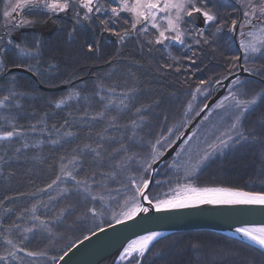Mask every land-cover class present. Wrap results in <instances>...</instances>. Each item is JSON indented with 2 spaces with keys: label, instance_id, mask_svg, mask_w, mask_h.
Masks as SVG:
<instances>
[{
  "label": "snow or ice",
  "instance_id": "snow-or-ice-1",
  "mask_svg": "<svg viewBox=\"0 0 264 264\" xmlns=\"http://www.w3.org/2000/svg\"><path fill=\"white\" fill-rule=\"evenodd\" d=\"M229 7L231 11L224 7L221 0H3V10L0 12V28L4 32L0 35V80L5 81L7 86H0V91L3 92L0 95V165L6 164L9 159H20L19 154L29 149H41L46 143L63 147L80 140L79 125L86 124V139L60 156L59 173L47 185L51 189L64 184L61 194L78 198L76 204H68L60 209L56 218L58 221L62 222L66 215L76 213L71 227L91 219L94 223L99 221L96 227L103 232L105 229L102 225L106 222V216L111 221L108 226L115 227L153 211L169 213L203 205L264 207V190L201 185L197 181L202 166L215 153L223 154L226 149L235 145L258 144L264 155V120L261 121L260 132L255 127L244 126L246 114L258 100L264 99V89L248 98H241L242 95L248 96L244 91L247 81L240 79L238 75L243 71L249 75L264 77V63L257 66L258 60L264 61V0H233ZM60 14H71L73 27L68 33L70 38L78 26L89 27L95 24L100 33L111 34L120 44L135 36L142 54L145 49L149 56L164 49L167 59L163 63H157L155 71L163 74L172 72L183 77L181 83L188 87H192L189 81L194 73L208 68L209 65L204 63L205 57L209 58V63L217 60L218 56L223 57L222 71L215 72L206 79H198L192 89L185 115L192 111L193 101L198 94L207 96L209 87L235 77L231 85L239 86L238 90L229 91L216 105L217 108L235 109L228 130L217 136L205 150L198 152L195 158L189 152L187 160H173L169 167L176 172L174 179L155 180L157 188L167 184L166 191L153 193L151 186L154 181L153 174L157 172L154 165L165 155L164 144L171 137L174 127L167 129V135H164L163 129L154 138L142 135L148 122L147 113L152 105L137 106L135 101L138 89L126 87V80L119 95L117 88L121 87L120 84L105 85L102 80H98L97 91L91 95L82 96L80 91L73 90L66 97L50 101L59 110L72 99L77 102L83 99L88 106L83 109L77 121L64 118L59 125L52 123L49 126V113L44 112L39 120L29 123L27 128L19 123L23 116L21 101L27 93L17 91L16 76L9 75L8 57L10 53H15L20 58L37 59L42 56V41L38 36H33L30 46L27 38L17 42L14 33L26 27L35 28L56 23L62 19ZM29 15L32 18H28ZM235 39L239 41L235 53L221 51L222 40L226 47L231 48L229 41ZM85 47L88 54L100 50L98 42L86 43ZM173 47L180 54L173 55ZM119 51L117 49V53ZM108 63L111 64V61ZM132 63L140 65L141 62L134 60ZM14 66L39 75L38 60L35 64L17 63ZM49 67L56 68L57 65L50 63ZM126 71L128 76L136 78L131 66ZM96 97L101 108L99 111L90 112L91 100ZM154 103L158 104L159 101ZM207 107L204 105V108ZM113 110L116 114H112ZM203 110L202 108L201 111ZM72 115L71 112L67 113L68 117ZM164 119L167 120V116ZM204 119L207 120L208 116ZM98 120L106 123L93 136L92 125ZM122 120L125 122L121 123ZM110 129H116L117 134L113 135ZM37 132L42 136L47 134L48 139L29 135ZM148 135L151 136V133ZM168 147H171V143ZM144 148L147 151H141ZM179 156L180 153H177V157ZM0 175H3L2 167ZM67 181L72 182L71 187L67 186ZM261 183L264 184V181ZM31 212L34 223L23 229L24 239L28 238V233L36 231L46 232L52 237L54 233L51 223L35 215V206ZM12 227L20 228V225L14 224ZM89 231L91 235H96V231ZM235 232L257 245L261 253H264V224L239 226L235 228ZM163 235L159 231H148L128 241L118 254V264H143L146 254L151 252L155 242ZM89 239V235H83L79 242ZM5 243L10 246L6 250L7 256L0 255V261L5 264L8 257L15 259L17 252L32 258L47 256L44 250L32 251L21 247L23 240L18 244L5 237ZM75 246L73 242L63 255L51 256L50 260L53 264H59ZM220 255L227 257L230 253L221 252ZM249 264L252 262L249 261Z\"/></svg>",
  "mask_w": 264,
  "mask_h": 264
},
{
  "label": "trees",
  "instance_id": "trees-1",
  "mask_svg": "<svg viewBox=\"0 0 264 264\" xmlns=\"http://www.w3.org/2000/svg\"><path fill=\"white\" fill-rule=\"evenodd\" d=\"M224 7L231 11L229 5L233 0H222ZM1 7V0H0ZM2 9L0 8V12ZM28 18H32L31 15ZM0 21L2 18L0 16ZM73 21L71 19L61 20L57 29L45 41L38 32L24 31L14 35L17 42L27 38L29 45L33 36H38L41 41L42 56L37 59L20 58L15 53H10L8 68H15V64H35L39 61V75L22 73L19 71L9 72V75L16 76V89L25 92L27 95L22 99L23 116L19 123L27 128L29 123H35L41 118L44 112L49 113L48 124H60L64 118L77 121L83 113V109L88 105L81 99L70 100L62 109H55L50 101L66 97L73 90L81 92V95H91L96 89L98 80H102L105 85L113 83L120 84L117 88L119 95L121 88L125 87L124 81H127L126 87H135L138 89L135 103L151 104L152 107L147 113V126L142 135L146 138H154L160 134L163 129L164 135H167V129L174 127V131L168 141L165 142L163 151L165 152L169 143L184 130V128L194 119L200 103H204L209 94H198L197 99L193 101V109L185 115L188 102L191 100V92L200 78H208L215 72L223 70L224 59L218 56L217 60L209 63V58H204V63L208 68L203 72L193 74L188 87L181 83L183 77H179L172 72L167 74L155 71L157 63H163L167 59V52L160 49L151 56L142 54L136 43V37H129L124 44L117 42V38L111 41L104 37L96 29V25L89 27L78 26L77 31L70 38L68 33L72 30ZM3 29L0 28V35H3ZM7 39V37H5ZM238 40L229 41L231 48L224 45L221 41V51L227 54L236 52ZM99 43L100 50L94 54H88L86 43ZM159 47V46H157ZM119 49V53H117ZM173 55L180 54L176 47L171 49ZM191 54V53H189ZM140 60V65L132 62ZM111 61V64L108 63ZM55 63L56 68H50L49 64ZM264 61H257V66ZM132 67L136 73V78L127 75L126 69ZM203 67V64H201ZM25 69V68H24ZM108 73H114L108 76ZM258 76V75H257ZM261 77V76H259ZM264 80V77H261ZM247 83L244 91L248 96L242 95L241 98H248L256 92L264 89V82L251 77H240ZM65 85L64 88L56 91L46 90V88ZM0 86L6 87V82L0 80ZM209 87L208 92L212 91ZM3 92L0 91V95ZM159 101L158 104L154 103ZM198 104H200L198 106ZM101 104L98 97L91 100L89 111H99ZM71 112L72 117L67 113ZM112 114H116L113 110ZM130 115V114H129ZM167 116V120L164 117ZM264 120V99L258 100L257 104L246 114L244 119L245 128L255 127L257 132L261 131V121ZM125 122L124 120L121 123ZM104 120L93 122V136L95 131L105 126ZM187 124V125H186ZM80 140L73 141L63 147L60 145L45 144L41 149H29L22 152L20 159H9L6 164L0 165L3 168V175H0V255L7 256L9 245L5 243V237L12 239L27 250H44L47 256L36 257L42 264H53L51 256L59 257L67 251L68 247L83 239V235H88L91 230H98L96 224L88 219L71 227L76 213L66 215L63 221L56 218L60 209L68 204H76V196L62 195L61 189L65 186H53L51 189L47 185L51 183L59 173L60 156L70 152L76 143L86 139L87 125L80 124ZM113 135L117 134L116 129H110ZM151 133V136L148 134ZM30 136L48 139L47 134L41 133L29 134ZM54 138V137H53ZM19 146V145H17ZM141 151H147L146 148ZM2 154V153H0ZM174 157L168 158L155 173L156 179L167 178L170 168L168 163ZM135 168V165H133ZM264 155L261 147L252 144L235 145L226 150L225 153L211 158L200 170L197 181L201 185H223L243 187L245 190L262 191L260 187L264 180ZM87 171V169H85ZM84 173H81L83 175ZM169 180L174 178L168 177ZM67 186L71 187L72 182L67 181ZM167 185V184H166ZM154 186V182L152 188ZM164 189V188H163ZM155 193V191H154ZM36 207L35 215L51 223L54 235L49 237L46 232L36 231L28 233L27 239H24L23 229L31 227L32 220L31 209ZM107 226L109 217H105ZM113 223V222H112ZM14 224L20 225V228L12 227ZM197 245V247H193ZM159 255H156V253ZM221 252L230 253L227 257L220 255ZM23 256L22 252H17ZM26 256V255H25ZM26 256V261L28 260ZM32 259V260H34ZM264 264V253L252 245L242 242L236 238L224 234L209 231H188L168 234L159 238L151 252L147 253L143 264ZM29 263V262H28ZM0 264H5L0 261ZM7 264H25L20 263L12 257H8Z\"/></svg>",
  "mask_w": 264,
  "mask_h": 264
},
{
  "label": "water",
  "instance_id": "water-1",
  "mask_svg": "<svg viewBox=\"0 0 264 264\" xmlns=\"http://www.w3.org/2000/svg\"><path fill=\"white\" fill-rule=\"evenodd\" d=\"M105 35L111 40L114 39L109 33ZM9 70L10 72L19 71L31 74L24 68L15 67ZM238 75L253 77V75H249L243 71H240ZM234 78L230 77L229 80L223 81L222 89L209 98L205 105L209 107L216 102L217 98L226 91L229 82ZM59 89V87L46 88L48 91ZM207 108H203L204 110L191 121L174 144L164 152L165 155L154 165L156 169L180 146L181 141L201 118L203 113L206 112ZM260 224H264V207L261 206L203 205L198 208L177 210L169 213H156L153 211L146 215L141 214L135 220L127 221L115 227L107 225L104 227L105 230L103 232L96 230V235L88 234L90 239L85 240L83 243H80L79 240L76 246L72 248L65 259L60 261L59 264H105L113 254L121 252L128 241L135 239L139 235L146 234L148 231H159L165 236L170 233L207 230L221 234L224 233L230 237H236L252 244L244 237L235 234L233 230L243 225ZM254 246L256 247L257 245ZM116 263L117 261L113 264Z\"/></svg>",
  "mask_w": 264,
  "mask_h": 264
},
{
  "label": "rangeland",
  "instance_id": "rangeland-1",
  "mask_svg": "<svg viewBox=\"0 0 264 264\" xmlns=\"http://www.w3.org/2000/svg\"><path fill=\"white\" fill-rule=\"evenodd\" d=\"M221 2H222V0H221ZM0 8L3 10V0H1V7ZM60 16H61L62 19L57 20L56 23H49L48 25H45V26H37L35 28L26 27V28H23V29L19 30L18 32L14 33V35H17L18 36L19 33L24 32V31H34V32L36 31V32L40 33V35L42 36V38H44L43 40L47 41L46 39L49 36H51L52 33L57 29V28L52 29L51 27H53V25H57L58 23L61 22V20L71 19L70 18L71 17V14H69L68 16H64V14H60ZM1 18H2V16H1ZM104 34H106V33H103V35ZM110 36L111 37H114L111 34H110ZM114 39H116V37H114ZM236 43L238 44L239 41H237ZM239 77H247V76H245V75H239ZM249 77H251V76H249ZM251 78H254V79L258 80V81H263L264 82V80L261 77L257 76V75H255V76H253ZM231 81L229 82L226 91L221 96H219L217 98L216 102H214L211 106H209L206 109V112L203 113V115L201 116V118L195 123V125L191 128V130L187 133V135L181 141V143L179 144L180 146L171 155V156L174 157L173 160H178L180 162H182L184 160H187L188 153L189 152H191L193 158H195L196 157V154L198 152H202L203 150H205L207 148V145L208 144H211V143H213L216 140V137L217 136H219L222 132H225L226 130H228V128H229V126H230V124L232 122V116H233V113H234L235 109L230 108V107H228V108H217L216 105L223 99L224 96L228 95L229 91H237L238 90L239 86L233 87L231 85ZM57 87H59L60 89H62V88L65 87V85H60V86H57ZM221 87H222V84L215 85L214 87H212L213 89L209 93V97L207 98V100H205L204 103H200L201 105L198 104V106L200 105L199 109L197 110L199 113H201V109L204 108V105L207 103V101L209 100V98H211L212 96H214L220 89H222ZM52 91H56V90H52ZM196 116H197V114H195V117ZM205 116H208V119L207 120L204 119ZM191 121H190V123H191ZM181 133L177 137H179L181 135ZM177 137L174 139L173 143H171V146L177 140ZM189 137H191L190 140H189ZM185 141H188V143L186 144ZM169 148L170 147H167L166 150L169 149ZM226 150L224 151V153L226 152ZM177 153H180V156L179 157H177ZM219 154L220 153L217 152L211 158H214V157L218 156ZM167 159H165L163 162H165ZM173 160H171L168 163V166L173 162ZM162 164H160L159 166H161ZM203 167L204 166H202V168ZM175 175H176L175 170H173V169L170 168V170H169V172L167 173V176H166L167 178H164L162 180L159 179V180L160 181L169 180L168 177H171L172 176L174 178ZM181 175H182V173H181ZM154 177H155V174H154ZM156 180H158V179H156ZM153 182H154L153 188L151 186V190L153 191V193H154V191L156 192V191H166L167 190L168 185L164 184L161 187L157 188L155 186V181H153ZM259 186L262 187V188H264V184H261ZM200 231H207V230H200ZM196 232H198V231H196ZM216 233H219V232H216ZM170 234H172V233H170ZM219 234H221V233H219ZM222 234H224V233H222ZM166 235H168V234H166ZM224 235H226V234H224ZM165 236H162V237H165ZM234 238H236V237H234ZM236 239H238V238H236ZM238 240H240V239H238ZM240 241H242V240H240ZM242 242H244V241H242ZM246 243H248V242H246ZM248 244H250V243H248ZM250 245H252V244H250ZM252 246L255 247L254 245H252ZM256 247L258 248V246H256ZM32 259H34V258L29 257L28 260L26 261L25 254H23V256H19L17 254V257L15 258V260L18 261V262H20V263L25 262V264H42L37 259H34V260H32ZM116 264H118V262Z\"/></svg>",
  "mask_w": 264,
  "mask_h": 264
},
{
  "label": "bare ground",
  "instance_id": "bare-ground-1",
  "mask_svg": "<svg viewBox=\"0 0 264 264\" xmlns=\"http://www.w3.org/2000/svg\"><path fill=\"white\" fill-rule=\"evenodd\" d=\"M104 37H106V35L104 34ZM106 39L107 40H109V41H111V39H109V38H107L106 37ZM233 232L235 233V234H237L236 232H235V230H233ZM239 235V234H238ZM241 236V235H240ZM118 254L119 253H117V254H113L109 259H108V261L105 263V264H113V263H115L116 261L118 262Z\"/></svg>",
  "mask_w": 264,
  "mask_h": 264
},
{
  "label": "flooded vegetation",
  "instance_id": "flooded-vegetation-1",
  "mask_svg": "<svg viewBox=\"0 0 264 264\" xmlns=\"http://www.w3.org/2000/svg\"><path fill=\"white\" fill-rule=\"evenodd\" d=\"M58 27V24L57 25H53V27H51L52 29H55Z\"/></svg>",
  "mask_w": 264,
  "mask_h": 264
}]
</instances>
